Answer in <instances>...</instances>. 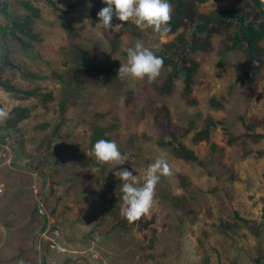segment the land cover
I'll return each instance as SVG.
<instances>
[{
    "label": "rangeland",
    "instance_id": "rangeland-1",
    "mask_svg": "<svg viewBox=\"0 0 264 264\" xmlns=\"http://www.w3.org/2000/svg\"><path fill=\"white\" fill-rule=\"evenodd\" d=\"M194 2L197 12L203 14L223 9L229 4L222 0ZM55 3L62 14L59 11L57 15L53 14L54 10L42 3L35 5L41 10V20L34 24L41 40L36 44L34 54H26L14 46L8 55L14 65L41 74L44 79L36 83L54 96L59 87L52 81L50 74L64 71L71 48L76 53L84 51L96 63L116 70L126 61L122 49L114 50L108 46L105 33L110 37L116 32L111 28L108 31L96 28V11L106 6L102 0H55ZM62 16L71 24L75 35L68 37L58 18ZM110 23L115 25L114 20ZM126 29L125 35L119 39L131 47L137 41H142L146 47L154 49L173 38L166 36L162 29L138 27L137 36L132 34L134 28L131 24ZM211 41L214 50L194 55L199 70L194 78L192 96L195 102L192 104L180 98V83H176L170 94L160 95L159 89L168 73L166 68H162L159 77L151 83L121 76L112 86L96 89L88 100L94 111L106 114L100 124L116 126L110 135L118 149L125 148L129 154L133 151L136 154L133 158L135 164H130L126 158L123 165L110 169V174L113 175L118 168H127L141 184L147 166L158 157H165L169 163L170 174L161 176L150 214L143 217L140 224H127L126 234L110 232L112 219L106 215V210L115 209L114 205L107 202L109 194L103 201L99 198L96 180L83 157V153L87 152L90 134V127L86 124L89 118L83 115L88 106L70 108L64 115L65 126L61 129L64 141L60 156L39 158L35 148H39V138L49 128L41 131L38 127H53L57 124L59 115L56 104L50 103V109L46 111L34 107L36 100L33 98L14 99L0 91L1 132L8 134L12 125L7 119L10 110L17 106L30 109L28 118L16 125L20 135L16 137L20 146L18 152L14 149L12 137L0 140V195L4 192V196H11L12 200L22 196L23 202L28 191L19 186L29 188L27 184L34 183V178L40 181L39 187L33 186L32 209H28L27 201L24 205H10L11 201L6 200L4 205H0V208L8 210L4 218L0 217V231L4 236L1 249L9 254V259L3 260L5 264H23L25 249L23 241L19 239H23V236L27 243L35 241L38 263L40 254L50 255V261L45 264H200L204 256L208 257L209 264H251L249 255L255 244L246 229L238 228L227 233L214 231L212 224L216 225L217 218L222 214L220 202L206 195V198L201 197L196 203L198 214L185 216L176 203V197L182 193L177 174L187 176L203 192L222 189L223 200L242 219L262 222L264 160L247 158L240 162L235 159L232 154L235 149L226 145L221 130L217 129L212 134V142L218 147V152L212 154V166L208 168L219 174L217 178L208 176L204 169L196 165L187 166L176 162L158 144L167 133H171L204 156L209 153L205 143L193 145L191 139L206 117L211 115L224 122L229 131L240 136L244 134L240 117L249 121L263 116L264 59L261 63L249 64L238 51L219 56L220 38L213 37ZM220 61L224 66L220 65ZM244 66L255 70V75L245 82L239 74V69ZM2 78L19 85L27 83L13 69H6ZM129 93L136 99L131 109H127ZM211 97L225 98L224 109L210 110L208 100ZM137 106L145 109L142 114L135 110ZM158 113L162 116L167 114L164 130L158 128V122L154 119ZM6 122L9 127H1ZM257 132L261 133L259 129ZM137 146L138 151L135 149ZM260 148L264 150V139ZM48 152V148H44L43 153L47 155ZM109 167L107 165V169ZM231 175H234V181L230 179ZM208 211L211 218L208 217ZM149 221H152L151 224H148ZM144 223L145 228L141 227ZM10 232L20 244L9 237ZM7 242L13 243L14 247L7 248Z\"/></svg>",
    "mask_w": 264,
    "mask_h": 264
},
{
    "label": "trees",
    "instance_id": "trees-1",
    "mask_svg": "<svg viewBox=\"0 0 264 264\" xmlns=\"http://www.w3.org/2000/svg\"><path fill=\"white\" fill-rule=\"evenodd\" d=\"M196 1L204 3L206 0ZM222 1L229 2L228 6L203 14L197 12L194 0H169L171 4V19L167 25V31H164V33L166 36H173V38L169 42L152 49L156 55L162 58V68L168 70L159 89L160 95L170 94L176 83H180V98L188 104L195 102L192 92L195 85L194 78L199 70V65L194 61V55L198 52L208 53L214 50L211 41L213 37L220 38L219 50L217 51L219 56H224L228 52L238 51L249 64L263 61L264 0ZM37 3H42L45 7L53 9L52 13L55 15H57L58 11V13H63L56 6L55 0H0V91L9 94L14 99L27 100L33 98L36 100L34 107H41L46 111L50 109V103L56 104L55 108L59 115L57 124L53 127H48L47 125L38 127L41 131L49 128L48 134L46 133L39 138V148L38 146L35 148L39 158L60 156V151L63 149L62 141H64V137L61 134V129L65 126L64 115L70 108L88 106L84 110L83 115L89 118L86 124L90 127V134L87 139V152L83 153V157L87 161L91 175L96 180L99 198L103 201L109 194L110 199H107V202L109 205H114L115 209L109 210L107 208L106 210V215L112 219L110 232L126 234L127 224H140L143 217L134 223H129L124 218L121 212L123 202L121 200L120 181L108 172L107 165L97 162L93 156L92 146L94 142L98 139L113 140L110 133L115 131L116 126L100 124L99 122L106 118V114L94 111L91 105L89 106L88 101L96 89L112 86L120 79L121 75H118V70L113 67L96 63L93 57L86 55V52L79 51L76 53L74 52L76 50L71 48L64 71L60 74H50L52 81L59 87L57 95L54 96L51 91L42 89L36 83L38 80L44 79L41 74L33 73L21 65H14L8 58L9 51H13L14 46L19 47L26 54H34L36 44L41 40L40 35L34 29L35 22L41 20V10L35 6ZM96 12L98 13V11ZM58 18L68 37L75 35L73 28L70 26L71 24L66 22L64 16ZM113 20L115 24L121 23L115 16ZM129 24L134 28L132 34L135 36L139 35V29L138 27L136 28V24L129 22H125L123 27L110 37L105 33V37L108 38V46L114 50L122 49V54L125 57L126 49L131 46L124 45L119 37L125 35ZM121 31L123 32L121 33ZM220 65L224 66V63L220 61ZM6 69L17 70L21 78L27 83L19 85L3 79L2 74ZM239 71L244 82L255 75V70L248 66L240 68ZM128 95L127 109H131L136 99L130 93ZM225 103L226 100L223 97H211L208 100V108L212 111H220L224 109ZM135 110L138 114H142L145 109L137 106ZM29 111L30 109L28 110V108L21 106L10 110L7 119L12 125L7 131L8 134L4 133L5 131H0V140L13 138L16 152H18L20 147L16 140V137H20L16 125L28 118ZM166 115L162 116L161 113H158L154 118L158 122V128L161 130H164L163 125L166 123ZM239 121L243 125L244 134L235 136L229 131L224 122L214 119L211 115L206 117L191 139L193 145L205 143L209 153L204 156L190 149L180 138L171 135V133H167L159 140L158 144L176 162H181L187 166L196 165L204 169V173L208 176L219 178L218 173L208 169L212 166V154L218 152V147L212 142V134L217 129L221 130L226 145L230 149H235L232 153L235 159H239L240 162L247 158L264 160V150L260 148L264 139V113L263 116L251 118L249 121H245L243 117H240ZM6 123V125L3 123L1 127H9L8 122ZM258 129L261 133L257 132ZM44 148L49 150L47 155L43 153ZM135 149L138 151L139 147L137 146ZM120 151L130 164H135L133 162V158L136 156L134 151L131 154L125 148H120ZM177 176L178 186L182 193L176 197V203L185 212V216L192 217L194 214H198L197 201L199 198H206V195H209L217 202H220V211L222 213L217 218L218 223L216 225L212 224L214 231L227 233L238 228L246 229L255 244L249 255V261L251 264H264V207L262 222H249L242 219L223 200L222 189L214 188L203 192L187 176L182 174H177ZM230 179L234 181V175H231ZM208 217L211 218L210 211H208ZM151 222L149 221L148 224H151ZM141 227L145 228V223ZM200 264H209L208 257L204 256Z\"/></svg>",
    "mask_w": 264,
    "mask_h": 264
},
{
    "label": "clouds",
    "instance_id": "clouds-1",
    "mask_svg": "<svg viewBox=\"0 0 264 264\" xmlns=\"http://www.w3.org/2000/svg\"><path fill=\"white\" fill-rule=\"evenodd\" d=\"M106 6L98 13L96 28L118 32L125 22H134L140 28L167 31L171 19V4L169 0H102ZM121 23L112 25L113 17ZM163 66V60L155 52L146 47L142 41H137L133 47L126 49V61L118 69V75L130 80L155 81ZM2 115V114H0ZM92 153L96 161L109 165L110 169L123 165L125 156L118 149L116 141L98 139L92 146ZM170 174L167 159L158 157L149 164L143 176V182L138 184L136 175L127 168H118L113 176L120 181L121 212L129 223L139 221L150 214L157 184L161 176Z\"/></svg>",
    "mask_w": 264,
    "mask_h": 264
},
{
    "label": "crops",
    "instance_id": "crops-1",
    "mask_svg": "<svg viewBox=\"0 0 264 264\" xmlns=\"http://www.w3.org/2000/svg\"><path fill=\"white\" fill-rule=\"evenodd\" d=\"M34 176V175H33ZM33 182L34 183H30V184H27L28 186H29V188H27L26 186H19L20 188H22V189H24V190H26V191H28V196L26 197V199H24L23 200V202H22V196L21 197H16L15 199H11V196L10 197H5L4 196V192L0 195V205H4V202L6 201V200H8V201H11V204L10 205H24V203L26 202V205H29L28 207V209H32V207L34 206L33 205V201H34V196L32 195L33 194V186H35L36 185V187L38 186L39 187V185H40V183H38V182H40V181H36L35 180V178H34V180H33ZM5 184V183H4ZM29 191H31V193H29ZM11 207V206H10ZM8 210H7V208H0V217H1V219L2 218H4L7 214H8V212H7ZM11 224V223H10ZM2 225V224H1ZM12 225V224H11ZM33 226H34V224H33ZM30 230H31V228H30ZM36 230H34L32 233H31V236L34 234V232H35ZM12 234H13V232H10L9 233V237L11 236V238L14 240V242H17V243H21L16 237H14V236H12ZM37 235V234H36ZM36 235H35V237H36ZM34 237V238H35ZM19 239L21 240V241H23V243H24V251H23V253H24V259H23V264H45L46 262H48V261H50V259H51V257H49L50 255H47L46 253H42V254H38L39 256H40V262L38 263V259H36L35 257H36V255L35 254H37V252L38 251H36L34 248H35V241H29L28 243H27V241L25 240V237L23 236V239H21V237H19ZM32 239V238H31ZM3 240H4V236L2 235V230L0 231V264H5L4 262H3V260L5 259V258H7V259H9V254H8V252L7 251H2V247H3ZM8 243V242H7ZM11 247L13 248L14 247V244L13 243H8V245H7V248H10L11 249ZM23 247V246H22ZM21 247V248H22ZM41 259H42V261H41Z\"/></svg>",
    "mask_w": 264,
    "mask_h": 264
}]
</instances>
